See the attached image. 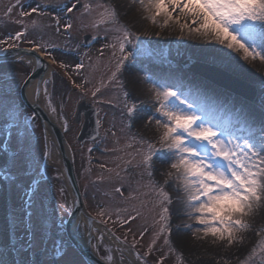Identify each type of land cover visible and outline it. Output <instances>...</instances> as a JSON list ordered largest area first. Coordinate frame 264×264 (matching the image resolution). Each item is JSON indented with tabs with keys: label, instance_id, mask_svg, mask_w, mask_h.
<instances>
[{
	"label": "snow or ice",
	"instance_id": "1",
	"mask_svg": "<svg viewBox=\"0 0 264 264\" xmlns=\"http://www.w3.org/2000/svg\"><path fill=\"white\" fill-rule=\"evenodd\" d=\"M33 2L15 0L5 14L11 15L18 7L20 17L47 15V9L52 7L49 3H36L33 7ZM133 2L139 4L144 14L142 18L152 25L161 30L175 29L181 38L186 35L201 42H182L180 47L185 50L177 51V55L185 59L182 71L189 82H195V91L185 83L151 72L149 62H152L154 49L150 46L158 45L159 41L142 39L127 24H121L116 5L99 0H66L54 8L58 14L51 19L56 33H60L63 22V31L69 35L76 30L77 13L88 17L89 26L98 31L102 25H119L120 36L105 47L112 49L115 60L107 86L119 90L120 103L102 99L101 88L92 90L91 96L96 103L118 108L125 143L112 151L123 152L127 158H120L123 166H118L119 171L107 169L109 176L100 175L91 183L108 185L124 203L136 199L132 192L140 188L158 195V200L147 209L149 214L155 213L153 225L151 228L145 225L139 231L140 240L151 232L147 251L143 255L136 251L139 241L135 236L129 245L127 236L121 239L107 227L109 222L123 227L137 221L144 216L140 208L133 209V214L127 208L114 205V198H109L105 192V199L96 204V215L92 216L80 210L84 202L78 197L71 205L67 204L59 167L55 176L48 174V168L56 161L47 128L37 134L36 120L42 95L45 107L56 114L51 99L53 93L49 91V85L55 91V80L41 76L35 81L33 111L28 113L27 97L19 102L16 97L28 91L37 73L33 69L30 75L20 78L15 69L6 70V66L43 65L37 54L47 56L56 64L52 50L58 45L30 40L28 43L33 47L21 49L27 36V26H24L23 31L0 39V128L4 134L0 154L6 157L4 165L0 166V200L4 214V225L0 227V264H130L126 250L137 261L148 264L147 257L158 250L157 244L161 241L167 251L159 249L161 254L154 264H165L166 260L170 264H186V261L193 264L180 249L188 234L202 242L211 238V245H222L227 251L233 245L242 244L243 233L251 230L248 217L264 204V75L260 77L255 96L250 98L244 88L248 77L255 74L248 64L264 65V0ZM19 23L23 25L22 20ZM104 30L111 29L105 27ZM29 54L34 59L26 60ZM59 67L67 68L68 64L61 61ZM75 67L77 71L85 69L83 59ZM167 67L171 68V64ZM134 69L144 73L142 79L135 75ZM55 75L53 73V77ZM88 82L85 77L83 84L74 80L72 84L82 95H88L84 88ZM141 83L151 87L145 90L140 87ZM221 108L235 115V123L225 121L219 114ZM93 112L98 129L99 111L94 109ZM87 120V113L77 117L80 127H84ZM61 123L68 131L67 118ZM115 128L114 117L109 129L112 136H116L112 130ZM137 128L141 130L133 132ZM115 143L120 144V139ZM92 150L87 151L91 154ZM100 167L105 169L103 164ZM133 177H136L137 187L125 199L126 181ZM168 188L184 194L180 198L181 206L175 210L171 208L173 197ZM174 216H186L187 221L174 224ZM98 224L104 228L96 227ZM102 246L105 255L100 257ZM221 264H229V260L222 257ZM239 264H264V238L258 249L254 246Z\"/></svg>",
	"mask_w": 264,
	"mask_h": 264
},
{
	"label": "rangeland",
	"instance_id": "2",
	"mask_svg": "<svg viewBox=\"0 0 264 264\" xmlns=\"http://www.w3.org/2000/svg\"><path fill=\"white\" fill-rule=\"evenodd\" d=\"M46 3L52 5V7L47 9V15H36L33 14L29 17H20L19 12L20 9L17 7L14 9L11 15H6L7 7L10 5L15 4V0H0V39L7 37L9 34H14L16 31H23L24 26H27V36L24 38L23 42L21 43L24 46H33L32 44L28 43L30 40H34L40 42H50L55 45H58V48L52 50V55L56 57L57 63L53 64L55 70L53 73L56 75L54 77H58L60 81H62V87L60 89L53 91L51 90L52 94V102L53 105L56 107V117L59 120H63L67 118L68 120V131H65V138L67 139L69 146H71V150L74 156V164L75 170L77 172L78 180L81 186L87 189L89 192H94L97 189V203L104 200V196H100L102 193L105 192L108 194L109 198H114L113 203L119 206H127L124 204H128L131 206L130 208L127 207L129 210L140 208L138 204L132 205L130 201L126 203L121 202L122 198L116 196L115 193L111 191V188L106 184L94 185L91 181L97 180L98 176L104 175L105 177L109 176L111 173L107 171V169H112L113 172L119 171L120 167L123 166V161L120 159L123 157L126 159L127 157L123 152L120 151H112V149L116 148L119 149L123 147L125 140L124 134L120 131V121H119V111L118 108H115L106 103H96L92 96L91 91L95 88H101L103 93L102 99L108 100L112 99L113 104L120 103V92L113 86H107L108 78L110 77L112 71H114L115 60L112 58V49L105 47V44H110L115 42L118 37L120 36L121 32L119 29V25H109V26H101L99 31L95 28H92L90 25V19L88 17H81L79 13L76 14L75 17V24L76 30L71 33V35H66L67 33L63 31V22L61 23V31L60 33L55 32V25L54 21L51 19L52 16L57 15L58 13L54 11V8H57L61 3H64L63 0H44ZM23 2L27 3L29 0H23ZM82 2H89V0H82ZM95 2V0H94ZM101 3H111L117 6V10L120 14V23L127 24V26L136 34H139L142 39L155 41L153 39H158V45H151L150 47L154 49V55L152 57V62L150 63V70L154 74H160L164 79H170L177 82L188 83L186 75L183 73V63L185 59L182 56L177 55L178 49L173 46L175 41H177L178 46L181 45V42H186L187 44H199L200 41L192 40L188 38L186 35L181 38L180 34L177 30L169 28L171 31L170 37L160 38L155 33V35H151L150 33H145V30H141L137 27L136 20H132L131 16V5L134 3L133 0H99ZM130 2V3H129ZM36 0L33 2V7L36 5ZM131 4V5H130ZM137 7L140 8L138 3H134ZM133 9V7H132ZM26 11L30 9L25 8ZM137 13H140V10H137ZM127 13V15H125ZM95 15V13H94ZM143 12L140 13L138 18L142 21H146L142 18ZM17 19V21H23V25L19 23L15 25L14 23L10 22L8 19ZM33 22H36L35 24ZM105 27L110 28L111 30L105 32ZM146 29V28H145ZM152 31V29H150ZM169 31V30H167ZM84 34H91L93 36L98 37L94 45L87 47L83 42V35ZM174 34H177L174 36ZM175 37V38H174ZM21 45V46H22ZM177 46V45H176ZM186 47V45H185ZM101 49H103V54H101ZM185 49L181 48L180 52H183ZM83 59L84 64L86 65L85 69L77 71L76 64ZM64 61L68 64L67 68H60L59 62ZM171 64V68L167 67V65ZM15 69L18 73L20 78H24L27 76V69L23 65H7L6 70ZM133 71H137L138 75L142 79L144 73L139 70L134 69ZM183 73V74H182ZM61 74V76H60ZM127 70L125 75H127ZM182 77H178L181 76ZM72 77V79L77 84H83L85 77L88 79V83L84 85L85 91L88 95H82L79 90L78 92H74L72 89L75 88L72 84V81L69 84L65 83V77ZM53 77V79H54ZM260 77L257 75H251L248 77L247 82L256 86L257 89L260 86ZM102 82L104 87H102ZM190 88L195 89V82H189ZM66 88L64 92L63 88ZM49 85V91H50ZM189 89V88H188ZM196 90V89H195ZM63 93V95H62ZM88 96V97H87ZM17 100L22 101L20 95H17ZM79 98H87L91 102H94L99 110V118L101 121V130H100V137L97 139V154H93L94 157L97 159V162L91 164L92 170L90 172H86L88 175L84 173L86 170V158L89 157L88 149L91 148L89 142H85L86 144L83 145L80 141H78L77 136L79 133V126H76L74 122V115H75V108ZM219 103V102H217ZM28 113H31L32 110L26 107ZM223 115V114H221ZM115 117L116 128L112 129L116 132V136H112L109 132L111 125L113 123ZM224 118V117H223ZM226 121V118H224ZM43 125L41 124L40 120H36V132L40 134L43 132ZM127 131V130H125ZM137 131V129H133V132ZM150 135V133H147ZM117 138L120 139V144H116L115 141ZM4 140L3 129L0 128V142ZM95 144V142H94ZM53 145V144H52ZM103 148V150H102ZM52 149H55L54 146ZM107 149V151H106ZM56 151V150H55ZM57 152V151H56ZM58 153V152H57ZM6 157L3 154H0V166H3L5 163ZM105 165V169H101L100 165ZM51 165L48 168V174L50 176H55L56 174V167ZM121 175H125V173L121 172ZM60 183L63 184L61 181ZM59 186V185H58ZM64 186V184H63ZM65 187V186H64ZM125 187L127 190V194L129 195L130 191L133 188H136V177H133L131 181H126ZM66 189V188H65ZM175 199V190L172 188L166 189ZM124 192V194H125ZM100 194V195H99ZM132 195L136 196L137 198L133 201V203H139L146 201V205L144 204L143 209L141 210L144 212V218L147 217L149 220L150 228L154 223L155 213L149 214L147 209L151 207V204L158 200V195L155 192L150 191L147 188H140L137 192H132ZM89 203L90 209H95L91 206L94 202V199L90 197L89 194ZM62 203L64 201H61ZM66 202L70 205L69 196L67 195L66 190ZM2 200H0V218L4 222V214L2 208ZM94 204V203H93ZM175 205V204H174ZM175 206H171L173 210ZM126 215V213L124 214ZM142 217V219H143ZM113 218H116L115 216ZM158 218V217H156ZM145 219L147 222L148 220ZM173 222L180 223L181 221L177 220L174 216ZM248 222L252 225L250 231L243 233L244 242L242 244L233 245L231 250H225V248L220 246H213L210 243L211 238L207 242L198 241L195 237H192L191 234H188L186 237L189 239H185V243L180 245V249L184 250L187 259L192 260L193 264H221L222 257L225 260H229V264H239L240 260H243L244 257L248 254V252L255 246L259 247V242L262 238H264V231H260L264 229V211L261 212L256 218L250 216L248 217ZM194 223V222H190ZM4 225V223H3ZM3 227V226H2ZM140 228V226H139ZM150 232V231H149ZM259 233V234H257ZM151 238V232L146 239V243L148 244ZM157 251H155L148 259L154 263V261L160 256L159 249H163L165 252L167 249L163 245V241L157 244ZM102 255H105V249L101 248ZM147 251V250H146ZM145 251V252H146ZM194 253V254H193ZM257 257V261H258ZM167 261V260H166ZM165 264H170L169 261ZM187 264V261H186Z\"/></svg>",
	"mask_w": 264,
	"mask_h": 264
},
{
	"label": "bare ground",
	"instance_id": "3",
	"mask_svg": "<svg viewBox=\"0 0 264 264\" xmlns=\"http://www.w3.org/2000/svg\"><path fill=\"white\" fill-rule=\"evenodd\" d=\"M130 3V2H129ZM131 5V4H130ZM133 7V9H132ZM131 16H132V20H136V23H137V27L141 30H145V33H150L152 36L155 35V33L158 35V37L160 38H168L170 37L169 34H171V30L168 28V29H163L161 30L158 26H154L152 25L149 21H142L138 18V16L140 15V13L142 12L141 8L137 7V5H135L134 3L131 5ZM137 10H140V13H137L138 11ZM130 14V13H129ZM128 14V15H129ZM127 15V16H128ZM143 17V15H142ZM146 28V29H145ZM150 29H152V31H150ZM169 30V31H167ZM177 35V34H174V36ZM175 38V37H174ZM155 41H157L156 39H153ZM182 43V42H181ZM177 45V46H176ZM174 47H176V50L178 49V44H177V41H175V43L173 44ZM181 51V47L179 49ZM25 59H34L32 56H25ZM51 62V61H50ZM248 67L251 68L253 70V72L255 73V75H257V78L258 76H262L264 75V72L261 71V69H264V65H261L259 62L255 63V64H248ZM135 72V75L140 78V75H138L137 71H134ZM183 74V73H182ZM157 75H160L157 73ZM161 76V75H160ZM179 77V75H178ZM189 83V81H187ZM188 83H185V84H188ZM140 87H142L143 89L147 90L151 87L150 84L148 83H141ZM35 88H36V83L33 82L32 86L28 89V91L25 93L26 94V97L29 98L31 101L33 100V95H34V91H35ZM142 98H144L145 100L148 99L147 96H142ZM45 97H43V95L41 96L40 98V105L44 108V110L48 113V116L50 117V120L56 124V126L58 128H60L61 130H63L64 128L62 127V123H61V120H59L55 114H51L50 111L45 107ZM219 114H223L222 117L226 118V121H229L231 120L233 123H235L236 121V117L234 114L230 113V112H227L225 111L223 108L220 109V113ZM237 127H239V125H237ZM242 134V133H241ZM49 140L52 142L54 139L51 135H49ZM56 149H52L53 151V160L54 161H59V155L57 154V150L55 151ZM183 192L182 191H177V193L175 194V209L179 208L181 205H180V198L183 196ZM1 209V207H0ZM264 211V204H262L260 207H258L257 209L254 210L253 214L251 215L252 217L256 218L259 214H261V212ZM1 217V216H0ZM177 220L179 221H187V217L186 216H180L179 218H177ZM188 222H191V221H188ZM3 220L0 218V227L3 226ZM185 239L189 240L187 237H185ZM185 243V242H184ZM130 262V264H133V261L131 260H128ZM135 261V259H134Z\"/></svg>",
	"mask_w": 264,
	"mask_h": 264
},
{
	"label": "water",
	"instance_id": "4",
	"mask_svg": "<svg viewBox=\"0 0 264 264\" xmlns=\"http://www.w3.org/2000/svg\"><path fill=\"white\" fill-rule=\"evenodd\" d=\"M39 58L41 61H43V65H47V67H44L43 65H37L35 68V72L37 73V75L34 77L33 81L38 80L41 76H44V78H46L47 75L50 73L48 64L43 60V58H41L40 55H39ZM244 93L248 95L250 98L253 97L254 87L246 83L245 88H244ZM22 97L25 100V97H26L25 94ZM27 105H29V107L33 110V108L31 107L32 103L28 101V99H27ZM37 112H38V117L42 120L44 125H46L48 129H50L55 141L58 144V148L61 154L62 173L65 179V183L70 190L72 200L78 197L79 200L82 201L80 193H79L77 179H76L75 172H74L72 151L70 150V147L64 138L62 130L58 128L56 124L50 120V118L47 116V113L45 112V110L43 109L41 105H39ZM80 210L83 212V207ZM93 259H97V258L93 257Z\"/></svg>",
	"mask_w": 264,
	"mask_h": 264
}]
</instances>
